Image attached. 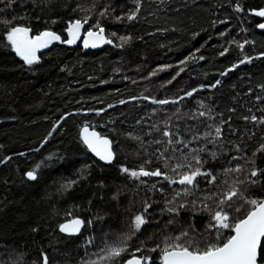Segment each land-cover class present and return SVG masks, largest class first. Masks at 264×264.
Instances as JSON below:
<instances>
[{"label": "trees", "instance_id": "trees-1", "mask_svg": "<svg viewBox=\"0 0 264 264\" xmlns=\"http://www.w3.org/2000/svg\"><path fill=\"white\" fill-rule=\"evenodd\" d=\"M263 8L264 0H0V264H42L43 255L48 264H127L133 255L163 264L165 240L203 246L234 234L217 236L208 225L233 187L264 198V172L250 177L253 168L264 169V32L249 13ZM133 12L136 18L127 19ZM85 16L90 29L98 30L97 23L106 29L113 47L83 53L63 43L27 65L7 40L11 27L23 26L32 36L54 31L65 41L70 22ZM84 125L111 138L113 163L89 152L80 137ZM165 130L187 146L175 144L173 152V145L156 143L167 141ZM196 155L215 183L198 177L193 194L174 200L184 185L122 171L143 165L179 179L190 169L172 167H200ZM237 166L243 171L227 172ZM30 171L36 180L28 179ZM246 178L259 182H238ZM70 181L76 183L66 187ZM222 207L233 220L249 209L239 197ZM139 214L147 222L133 234ZM77 217L85 221L83 232L61 233L60 225ZM127 236V252L102 259L106 245Z\"/></svg>", "mask_w": 264, "mask_h": 264}, {"label": "snow or ice", "instance_id": "snow-or-ice-1", "mask_svg": "<svg viewBox=\"0 0 264 264\" xmlns=\"http://www.w3.org/2000/svg\"><path fill=\"white\" fill-rule=\"evenodd\" d=\"M237 5V11H242ZM139 9L137 8V12ZM108 14V8H105L103 12L99 13L100 16H106ZM256 16L264 17V9H260L254 12ZM136 18V13L133 12L127 16V19L134 20ZM90 17L85 16L83 20L77 19L70 22L67 32L71 37L67 41H61V37L53 31H44L38 35L32 36L31 28L23 26H13L7 33V40L10 43L12 50L27 64L33 65L39 61L37 55L38 51L43 48H47L54 41L66 42L68 44L75 43L79 38L81 31L84 29V25L88 23ZM223 22V21H222ZM96 27L98 31H87L86 39L84 40L85 47H97L99 43H112L111 40H106L103 36L104 29L99 27L97 23ZM261 29H264V23L258 25ZM125 43L130 40V37H120ZM248 43V41H245ZM123 46V45H121ZM240 48H243L244 45H238ZM224 53H221L223 55ZM202 59V57H201ZM245 61H241L244 63ZM250 62V61H249ZM155 74V73H153ZM226 74V73H225ZM219 83V81H217ZM188 95H192L191 92ZM123 103V101H121ZM153 103L158 104H168V103H177V101L169 100H153ZM204 115V113H200ZM244 119H249V117H244ZM252 121H256L257 117H250ZM264 123V119L259 121ZM55 129H53L54 131ZM159 131V128L156 129ZM83 142L87 147L96 154L101 160L111 163L115 158V154L112 151V141L101 137V135L95 131H89L88 126L83 128ZM217 137L221 133V129L217 127L215 129ZM131 135V134H129ZM162 135L168 137L167 141L157 140L156 143H166L167 145H173V152L176 151L175 144H185L183 140L177 138L173 140L172 137L174 133L172 131H163ZM211 135L208 133L205 135ZM136 139V137H133ZM214 143V141H212ZM185 146H187L185 144ZM195 151V150H193ZM199 151H206V148H201ZM260 151L264 152V145L261 146ZM213 159L216 158V153H211ZM163 158V153L161 157ZM240 157H233V159H239ZM173 157H169L170 161ZM192 160H195L197 165L200 167H193L191 163L180 164L176 163L171 171L177 172L178 169L187 168L190 171H184L179 175V179L173 178L168 175L166 172H162L160 168L154 170H147L143 165L140 166L138 170L129 169L124 167L122 171L128 174L131 178L139 180L141 177H162L163 180L167 181L169 184H180L184 185V189L181 191H176L173 197V200L176 196L190 195L193 194L192 190L199 188L198 177H204L207 179L208 183H215L216 177L212 174L211 171H201V168L206 161L201 160L200 156L196 155L192 157ZM145 163H151V161H146ZM168 167V163L164 165ZM243 171V166H237L234 168L227 169V172H236L240 173ZM264 169H255L253 168L250 172V177H257ZM28 179L36 180L37 176L35 171H30L27 174ZM239 183H250L256 184L259 181L254 179H247L245 181H239ZM76 181H70L66 187H71L72 184ZM144 183V181H141ZM152 188H155V185H152ZM239 197L243 202L249 205V209L243 215L242 218L233 220L228 212L224 211L223 205L228 204L233 201L234 198ZM115 198V197H114ZM205 199H211V197H205ZM173 201H169L172 203ZM220 205V210L211 212V220L215 221L213 225L209 223V228H215V234L219 236L222 230H230L232 235H229L225 238L223 243L215 242H206L201 246L199 241L188 240L185 243H169L167 240L164 241V246L160 248L162 253L163 264H264V199H250L243 195V193L238 188H231L226 194L224 199L218 201ZM184 205H181L183 207ZM151 207V204L145 206V212L148 208ZM205 209H209L208 205H205ZM240 209L237 208L236 211ZM169 212L176 211V209L168 208ZM147 221L144 218L143 214L136 215L133 222V234L138 232L142 225ZM84 221L80 219H74L69 224L60 225V231L66 232L69 234H77L80 232L81 228L84 226ZM182 236H187V232H183ZM131 239V236H127L122 239L118 244L106 245L102 252L104 253L102 259L112 261L119 258L125 252L128 251L127 241ZM173 240H179V237L171 238ZM156 248L150 249V251H156ZM137 251H142V249H137ZM42 264H48V256L43 255ZM86 264H99L98 261H87ZM127 264H151V258L148 256L136 257L133 255V258L127 261Z\"/></svg>", "mask_w": 264, "mask_h": 264}, {"label": "water", "instance_id": "water-1", "mask_svg": "<svg viewBox=\"0 0 264 264\" xmlns=\"http://www.w3.org/2000/svg\"><path fill=\"white\" fill-rule=\"evenodd\" d=\"M263 9H264V8H263ZM259 10H260V9H259ZM255 11H257V10L249 11V13L252 14V15H254V16H256V15L254 14ZM240 12H243V10L240 11ZM256 17L263 19V21L260 22L259 24L264 23V17H259V16H256ZM259 24H258V25H259ZM257 28H258L259 31L264 32V29H261V28L258 27V26H257ZM103 29H104V33H103L104 38H105L106 40H111L112 43H110V44H109V43H99L97 47H91V46H89V47H85V46H84V40L87 38V37H86V33H87V31H89V30H91V31H98V30H92V29H90V24H89V22H88L87 24L84 25V29L81 31L80 38H79L75 43H73V44H68V43H66V42H61V41H63L62 38H61V41H54V42H52L47 48H43V49H41L40 51H38L37 55H41V54L45 53V52H46L51 46H54V45L59 46V45H62L63 43H64L68 48H70V49L81 47L83 53H87V52H89V51H101V50L107 49V48H109V47H113V46H114V42H113V40L110 39V38L108 37L107 32H106V29H105V28H103ZM53 32H54V31H53ZM65 33H66V37H67V39H66L65 41H67V40L70 39L71 37L68 35L67 30H66ZM58 35H59V34H58ZM59 36H60V35H59ZM85 126H88L90 132H91V131H95V132H97V133H99V134L101 135V133H100L98 130L92 128L90 125H84V126L81 128V130H80V137H81L82 142H83V131H82V130H83V128H84ZM101 137H103V138H107V139L111 140V138L108 137V136L101 135ZM111 141H112V140H111ZM83 143H84V142H83ZM84 145L86 146V148L89 150V152H90L95 158H97L99 161H101V162L104 163V164H111V163L114 162V160H115V158H116V153H115V151H114L113 141H112V151H113L114 154H115V158L113 159V161H112L111 163H107V162L101 160L98 156H96L95 153H93V152L87 147V145H86L85 143H84ZM26 176H27V175H26ZM263 199H264V198H263ZM74 219H80V220H83V219L80 218V217H77V218H74ZM74 219L68 220V221L64 222L63 224H69V223H71V221L74 220ZM83 221H84V220H83ZM84 222H85V221H84ZM84 227H85V223H84V226L81 228L80 232L77 233V234H69V233L62 232V231H61V233L65 234V235H68V236H77V235L81 234V232H82V230H83Z\"/></svg>", "mask_w": 264, "mask_h": 264}, {"label": "built area", "instance_id": "built-area-1", "mask_svg": "<svg viewBox=\"0 0 264 264\" xmlns=\"http://www.w3.org/2000/svg\"><path fill=\"white\" fill-rule=\"evenodd\" d=\"M89 240L87 241L88 243H91V238H88Z\"/></svg>", "mask_w": 264, "mask_h": 264}, {"label": "flooded vegetation", "instance_id": "flooded-vegetation-1", "mask_svg": "<svg viewBox=\"0 0 264 264\" xmlns=\"http://www.w3.org/2000/svg\"><path fill=\"white\" fill-rule=\"evenodd\" d=\"M262 21H263V19L260 18V22H262ZM260 22H259V23H260ZM259 23H258V24H259ZM83 229H84V228H83ZM82 232H83V230H82ZM82 232H81V233H82Z\"/></svg>", "mask_w": 264, "mask_h": 264}, {"label": "rangeland", "instance_id": "rangeland-1", "mask_svg": "<svg viewBox=\"0 0 264 264\" xmlns=\"http://www.w3.org/2000/svg\"><path fill=\"white\" fill-rule=\"evenodd\" d=\"M89 238V237H88ZM87 238V240L86 241H88L89 239ZM88 243V242H87ZM88 245V244H87Z\"/></svg>", "mask_w": 264, "mask_h": 264}]
</instances>
